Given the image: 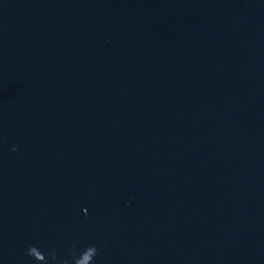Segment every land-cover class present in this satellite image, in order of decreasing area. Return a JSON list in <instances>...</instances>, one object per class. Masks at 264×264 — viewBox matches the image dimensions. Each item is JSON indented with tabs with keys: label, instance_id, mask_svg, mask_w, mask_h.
I'll list each match as a JSON object with an SVG mask.
<instances>
[{
	"label": "water",
	"instance_id": "1",
	"mask_svg": "<svg viewBox=\"0 0 264 264\" xmlns=\"http://www.w3.org/2000/svg\"><path fill=\"white\" fill-rule=\"evenodd\" d=\"M32 244L264 264V0H0V264Z\"/></svg>",
	"mask_w": 264,
	"mask_h": 264
},
{
	"label": "clouds",
	"instance_id": "2",
	"mask_svg": "<svg viewBox=\"0 0 264 264\" xmlns=\"http://www.w3.org/2000/svg\"><path fill=\"white\" fill-rule=\"evenodd\" d=\"M18 148L16 145L11 147L15 152ZM68 256L60 258L56 249H50L45 254L36 244L29 245L26 255L30 257L35 264H93L94 258L98 255V249L95 245H88L82 251L77 250L75 244L67 250Z\"/></svg>",
	"mask_w": 264,
	"mask_h": 264
}]
</instances>
